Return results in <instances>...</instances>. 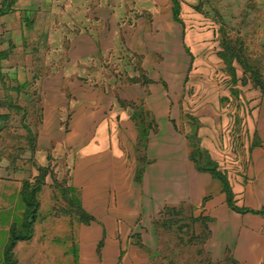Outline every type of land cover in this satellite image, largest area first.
<instances>
[{
    "label": "crops",
    "instance_id": "0c3cea01",
    "mask_svg": "<svg viewBox=\"0 0 264 264\" xmlns=\"http://www.w3.org/2000/svg\"><path fill=\"white\" fill-rule=\"evenodd\" d=\"M187 2H179L180 11ZM171 18L170 0H0V121L14 117L31 164L47 168L37 209H83L93 217L109 233L101 248L104 263L116 264L125 249L120 261L139 263L137 240L128 235L140 215L145 222L160 209L187 208L205 218L214 260L264 264V96L243 97V89L235 96L223 93L201 113L208 121H199L198 148L225 176L233 211L222 184L195 170L185 134L169 119L174 63L169 65L167 45L157 51L142 44L146 23L159 24L167 39ZM212 38V31L185 36L195 44L187 50L192 79L202 63L194 54L209 48L196 44ZM42 48L55 60L38 61ZM157 53L162 61L151 56ZM136 61L147 81L135 68L133 75L127 72ZM114 70H125L130 80L122 82ZM151 70H161L159 77H151ZM146 113L155 121L153 130L142 126ZM63 169L52 177L51 171ZM28 176L18 171L0 185L6 189L0 190V214L14 212L25 181H41L40 175ZM60 177L63 188L52 183ZM7 220L0 229L8 232L14 219ZM117 231L121 236L114 238ZM96 239L79 240V264L99 262L88 247Z\"/></svg>",
    "mask_w": 264,
    "mask_h": 264
},
{
    "label": "rangeland",
    "instance_id": "374dc122",
    "mask_svg": "<svg viewBox=\"0 0 264 264\" xmlns=\"http://www.w3.org/2000/svg\"><path fill=\"white\" fill-rule=\"evenodd\" d=\"M179 2L181 5V0ZM184 5L186 7H182L184 10L179 14L181 23L174 22L172 18L168 20L167 39H164L163 33H159L161 30L159 24L148 22L146 23L149 25V28H146L148 34L142 40V44L150 45L157 51L160 47L163 49L165 44L168 47L169 65L174 63V69L169 70V85L167 84L169 119L174 117L173 122L179 131L185 134L191 151L198 147L196 136L201 126L199 121H208V117L201 113L216 104L213 102L216 96L223 93L235 96L241 94L242 89L243 97L245 94L262 96L259 85H264V0H189ZM133 24L134 28L139 26L137 22ZM190 30L213 33L212 39L196 44L197 47L204 45L209 48L194 54L202 63L198 69L196 66L194 73L197 74L193 79L191 74L194 60L190 58L191 54L187 50L194 51L195 44L192 45L185 40ZM38 56L37 60L42 62L55 60L54 55L47 54L43 48ZM151 56L157 57V61L163 60L158 53ZM135 63L136 66L132 64L127 72L130 75L137 72L140 80L147 81L148 76L145 75L147 72L138 67L139 62ZM179 68L181 70L178 71ZM160 71L151 70L149 74L153 78H158ZM127 72L123 70L117 73L124 83L130 80ZM113 74L117 75L116 70ZM104 75L109 76L106 70ZM245 104L250 112L249 103L245 101ZM145 116L147 124L151 121L153 130L155 126L153 117L147 113ZM13 120L14 117L10 119L8 116L7 119L0 121V185H6V181L18 171L29 175V179L32 174H41L31 164L30 151L24 148L21 142L23 136L16 132V129H20L18 121ZM207 127L208 125L205 128ZM5 137L11 139L13 144H6V140H3ZM200 160L203 165L205 157L202 154ZM62 173L64 174V169L51 171L52 177L55 178L58 174L62 176ZM55 178L52 179V183L58 186L57 188H63L65 181L62 177L58 180ZM25 182L28 189L35 184ZM0 190L6 189L0 186ZM24 206L20 199L16 202V209L12 214L1 213L0 227L7 225V218L12 216L14 221L11 226H14L17 232H21ZM37 214L36 221L31 226V238L17 242L12 249L11 258L14 264H79L78 250L81 247L79 240L85 236L97 238L96 245L88 247L94 248L99 258L97 264H106L101 249L100 254L97 250L98 243L101 241L103 243L109 233L101 229V224L95 220L85 222L90 215L83 209H39ZM144 219L145 217L140 215L135 223L137 227L131 228L128 235L138 240V244L149 239L147 246L142 243L140 247L136 246L142 253L139 263L131 259L120 261L121 257L116 264H231L229 260L216 261L211 257L207 248L208 234L192 209H160L157 213L150 214L147 221L143 222ZM120 236L117 231L114 238ZM8 237L9 229L8 232L0 229V264L3 263V250ZM121 253L122 256L125 255L126 249Z\"/></svg>",
    "mask_w": 264,
    "mask_h": 264
},
{
    "label": "trees",
    "instance_id": "16d2710c",
    "mask_svg": "<svg viewBox=\"0 0 264 264\" xmlns=\"http://www.w3.org/2000/svg\"><path fill=\"white\" fill-rule=\"evenodd\" d=\"M170 1H171L172 20L176 23H181L179 19L180 6H179L178 0H170ZM259 90L261 91L260 93L262 94V96H264V85L262 84L259 85ZM144 123H146V121ZM147 125L150 126L151 121L149 122V124L146 123V124H143L142 126L145 127ZM142 137L143 139L146 138L145 132L142 135ZM201 154L205 157V160L203 161V165H201V162H200ZM189 159L193 162L196 171L202 172V173H208L209 175H211L213 179L218 180L222 184V192L225 193L226 195L227 205L230 209L235 211L236 208L233 205V201H232L233 196H232V192L229 187V184L225 176H223L217 170L216 165L209 159L208 155L205 152L201 151L198 147H195L193 150L189 151ZM37 170L41 172L40 174L41 181L37 180L35 184L32 185V187L29 189L27 188L28 184L26 182L23 184V187H22L23 190H21V200H22V203L25 205L24 206L25 208L23 212V222L21 223L22 231L17 232L14 226L9 227V237H8L7 244L5 245V248L3 250V263L2 264H14L11 258V253H12V249L14 248L15 244L17 242L27 241L31 238V233H32L31 226L36 221V218L38 216L37 211L39 210L37 209L38 203L35 199V196L39 192L41 185H43L44 183L43 179L45 175L47 174V168H40ZM138 172L136 173V176H135L136 180H138L140 176ZM197 219H198V222L202 224L204 230L207 232L208 234L207 238H209V231L206 228V225L204 222L205 219H203V217H198ZM90 220L92 222L94 221V218L91 216H87V219H85V222L88 223ZM102 245H103L102 241L98 243V250H97L98 254H100V249L102 248ZM136 245L140 247L142 244L141 243L138 244V240H137ZM121 256L122 255L120 254L119 258H121Z\"/></svg>",
    "mask_w": 264,
    "mask_h": 264
}]
</instances>
